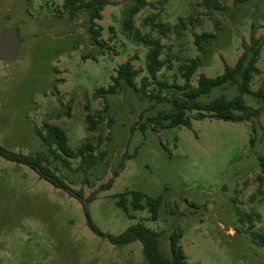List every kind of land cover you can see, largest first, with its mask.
<instances>
[{
  "label": "rangeland",
  "instance_id": "rangeland-1",
  "mask_svg": "<svg viewBox=\"0 0 264 264\" xmlns=\"http://www.w3.org/2000/svg\"><path fill=\"white\" fill-rule=\"evenodd\" d=\"M110 1L95 21L104 43L98 47L88 34V15L82 10L72 19L63 0H0V30L18 29L20 42L14 61L0 60V146L15 154H40L72 191H81L84 198L93 195L87 209L104 234L117 236L141 222L158 233V249L166 258L168 236L180 232L191 264H264V248L254 240L264 235V174L258 161L264 159V112L240 123L195 120L192 113L189 127L148 124L139 129L146 118L169 113L171 105L150 101L127 86L104 100L94 95L112 84L118 66L128 60L139 72L137 85L146 76L147 48L123 30L132 1ZM199 2L166 0L158 5L148 0L133 17L142 35L162 45L164 67L157 82L183 85L179 67L196 58L195 86L200 75L214 78L223 63L234 65L252 28L256 38L264 39V0L237 5L219 0L225 7L221 12H209ZM181 22L184 30L179 29ZM156 23L171 31L160 34ZM201 33L214 37L203 43L200 53L193 41ZM257 67L253 91L264 87V46ZM155 83L147 90L156 89ZM173 93L181 95L173 88L161 94L170 98ZM236 95L235 86L225 85L199 100ZM243 98L251 108L260 106L250 95ZM85 106L98 117L93 132L87 131ZM44 125L60 128L71 150L88 142L95 154L104 152L105 157L86 173L77 169L78 159H70L64 168L35 134ZM111 179L110 187L102 189ZM129 192L161 197L158 219L150 221L147 208L131 210L130 195L126 213L117 202ZM0 264L148 263L138 242L111 245L92 234L77 200L28 167L0 158Z\"/></svg>",
  "mask_w": 264,
  "mask_h": 264
},
{
  "label": "trees",
  "instance_id": "trees-1",
  "mask_svg": "<svg viewBox=\"0 0 264 264\" xmlns=\"http://www.w3.org/2000/svg\"><path fill=\"white\" fill-rule=\"evenodd\" d=\"M132 5L126 12V17L123 21V30L129 35L133 41L142 44L147 48L145 71L146 76L140 79L139 85L136 84L135 79L139 72L133 67L131 61L128 60L120 64L115 71V76L111 77L112 84L107 88H99L95 91V96L105 99V96L114 95L117 90L123 86L130 87L134 92L147 96L152 101L158 103L165 102L171 105V111L164 115L158 114L155 117H148L138 128L144 131L148 124L159 129L175 128L179 126L189 127L191 114L194 113L195 120L213 119L224 122H249L258 118L264 112V87L255 91L251 89V83L254 76L260 73L257 62L260 56L262 47L264 46V39L256 38L253 28L249 36V42H242V52L237 58L233 66H228L223 63V70L220 75L214 78H208L200 75L196 81V85H191V78L198 68V59H188L186 63L179 67L180 78L183 85L178 86L172 84L169 86L165 82H157L156 74L164 67V62L161 61L160 56L162 52V45L159 39H152L148 35H142L140 31L133 25V17L141 10L146 8L149 3L148 0H131ZM198 6L205 10L224 11L225 7L221 5L219 0H197ZM234 5L244 3L246 0H232ZM158 5H164L166 0H157ZM110 0H63V8L67 10L69 16L73 19L79 11H84L88 15L89 27L88 34L90 40L98 47H103L104 43L99 40L100 32L95 24L96 20L101 19V11L107 5H110ZM153 17L146 18L145 22L152 21ZM160 34L165 35L171 29L160 23L153 25ZM178 28V27H175ZM174 28V29H175ZM179 29L184 30L185 24L180 23ZM217 29V23H215ZM214 37L211 33H201L194 35V46L197 51L201 53L203 50V43ZM152 82H156V89L147 90ZM225 85L235 86L237 95L231 100H226L223 97L215 98L207 103H202L199 98L201 96H208L211 90L215 87H222ZM167 88H173L180 92V97L173 93L170 98L162 96V91ZM250 95L260 102L257 108L247 106L243 96ZM86 115L85 123L87 131H95L98 124L97 116L88 113V107L85 106ZM142 114L139 115L141 118ZM35 134L39 137L42 145L47 148V151L52 155L53 160L60 161L64 168H69L70 159H78L79 171L86 173L93 168L98 162L105 157L104 152L95 154L92 144L83 143L75 151L71 150L67 145V137L64 132L56 127L44 125L43 129H36ZM100 141V139H99ZM252 143V139L249 141ZM0 158L5 161L15 164L23 165L32 170L40 179L46 181L56 189L65 191L68 196L77 200L84 211L86 225L89 231L105 240L111 245H126L133 242H138L142 247V252L148 264H191L187 261L182 247L180 245L181 233L172 232L168 236V250L169 258L164 257L158 249V233L147 228L143 223L128 227L123 233L112 236L101 232L90 218L87 203L93 200V195L84 198L81 191H72L54 171L44 164L43 156L36 155H21L9 152L0 146ZM261 172L264 174V159L258 158ZM113 177H117V173H113ZM112 179L102 186V189L109 188ZM130 195V207L133 211H142L144 208L148 209L150 221L158 219V211L162 204L161 197L151 198L140 192H129L119 195L117 204L127 213L126 196ZM131 218V216H129ZM250 221V217L247 218ZM255 242L264 248V235L254 236Z\"/></svg>",
  "mask_w": 264,
  "mask_h": 264
},
{
  "label": "water",
  "instance_id": "water-1",
  "mask_svg": "<svg viewBox=\"0 0 264 264\" xmlns=\"http://www.w3.org/2000/svg\"><path fill=\"white\" fill-rule=\"evenodd\" d=\"M19 45L18 29L0 30V60L14 61Z\"/></svg>",
  "mask_w": 264,
  "mask_h": 264
}]
</instances>
